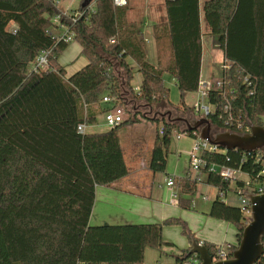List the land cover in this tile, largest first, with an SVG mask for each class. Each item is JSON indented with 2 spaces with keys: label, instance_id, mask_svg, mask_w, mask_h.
I'll use <instances>...</instances> for the list:
<instances>
[{
  "label": "trees",
  "instance_id": "1",
  "mask_svg": "<svg viewBox=\"0 0 264 264\" xmlns=\"http://www.w3.org/2000/svg\"><path fill=\"white\" fill-rule=\"evenodd\" d=\"M85 1L93 8L86 10ZM165 7L167 23L156 27V40H168L171 52L167 63L157 67L148 59L143 23L128 18L130 3L119 8L113 0H81L83 16L72 23L57 0H0V264H144L147 248L174 247L163 238L164 226L183 225L194 238L174 218L91 225L97 187L120 190L114 185L129 174L120 129L136 122L138 114L105 132L78 133L80 124L95 125L114 106L129 109L128 100L151 111L159 106L183 116L192 112L184 102L181 108L168 104L163 76L167 73L176 80L182 101L186 94L199 92L203 56L199 0H165ZM204 13L210 34L218 38L230 65L223 72V89L209 90L214 131L242 134L249 125L264 128V0H209ZM58 16L87 60L69 77L59 58L72 42L59 41L51 33ZM44 51L49 52L46 69L29 71ZM133 65L143 77L138 91L132 86ZM105 97L113 100L112 105L104 103ZM154 121H161L164 130L163 136L157 132L149 164L155 174L166 170L173 132L184 133L186 128ZM203 160L206 184L218 191L209 216L235 226L238 245L249 216L222 196L232 190V183L238 189L247 182L225 180L210 167L239 171L250 183L261 181L262 153L206 151ZM182 181L177 205L192 209L199 181ZM205 245L213 255L216 247ZM189 251L182 250L177 264L199 260L187 257ZM256 264H264V257Z\"/></svg>",
  "mask_w": 264,
  "mask_h": 264
},
{
  "label": "rangeland",
  "instance_id": "2",
  "mask_svg": "<svg viewBox=\"0 0 264 264\" xmlns=\"http://www.w3.org/2000/svg\"><path fill=\"white\" fill-rule=\"evenodd\" d=\"M58 6L63 10H67L69 13H76L79 12V6L81 0H57ZM130 3V2H129ZM93 8V6H92ZM129 20L134 21L136 20L139 22L140 17L137 14H133L130 16ZM208 26V25H207ZM12 26L10 27V29ZM209 27H207V33H205L204 38V46L206 50V58L204 60V64L202 67V79H201V88L207 90H219L220 88L217 86L218 83L223 82V69L222 66L225 62L224 59V51L219 46H215V43L218 42V38L216 36L211 35L208 32ZM60 28L56 27L51 30L52 35L56 37H60L61 33L58 32ZM149 44L146 43L148 49V59L150 62L155 65L159 66L157 61H154L155 54L151 52L153 48V38H149ZM81 56V55H80ZM79 56V57H80ZM169 56V52L166 51L161 59L162 63H160V67L167 63ZM82 59H85L83 56ZM229 65V64H228ZM136 68V66H135ZM29 71H32V68L29 67ZM71 75L72 73H68ZM67 75V74H66ZM142 74L136 68L134 70V80L132 82V86L134 89H138L142 83ZM163 82L165 87L169 89V97H168V104L172 105L175 108H181L182 102H184L185 106L194 112V108L196 104L200 101V93H189L186 94L184 100L182 101L180 92L176 86V80L170 76L169 74L165 73L163 76ZM206 84V87L204 86ZM207 106L210 107V112H214V107L208 105L207 100L204 102ZM129 109L125 108L124 120L129 121L134 117L133 113L137 115V121H131L128 124L123 125L120 129V140L121 146L123 148V153L127 164L130 166V158L133 156L136 159L135 164L144 163L145 165L150 164L151 160V151L154 146V142L157 137L158 130L162 127V122L152 121L155 120L156 113H164L166 112L164 109H160L159 106H154L152 111L149 110L146 106H140L135 111L132 109V104L127 105ZM137 107V106H135ZM174 109L170 107V111L173 112ZM183 112H173L174 117L182 116ZM190 113H186L184 117L188 119L194 118V115ZM199 117H204V113L196 114ZM146 117V118H145ZM148 118V119H147ZM162 120V119H161ZM98 122L103 126L96 127L95 125L88 127V132H105L108 131L110 128L104 124V116L101 115L98 118ZM183 125V124H181ZM179 126V129L184 128L183 126ZM180 138H177L176 133H174L171 137V143L169 146L168 157H167V166L165 172L155 173L154 178L150 181L152 183L153 188V196H164L166 199V203L171 206V196L172 190L166 186V181L168 177H176L179 182H183L182 180L186 178L188 170L190 169L189 166V154L192 151L194 145V138L187 135V134H179ZM145 172H151L148 169H141ZM206 177L203 172L199 175V182L197 187V192L193 196V202L195 203V208L193 209H184L177 205H174V209L176 211V215L173 217L174 219L180 220L182 224H185L187 227V231L190 230L188 226V221L185 216L191 215L199 212H208L210 213V208L212 202L215 200V194H218L217 189L212 186L206 185ZM237 178L245 180L247 185L245 187L246 192H253L257 185L253 182L250 183L248 181V177L242 174H237ZM235 184L232 183V190L227 193V196L223 198L225 202L231 206L238 207L240 205V196L236 194ZM181 193V190L178 191ZM209 197V201H204L203 197ZM172 207V206H171ZM205 207V208H204ZM204 208V209H203ZM181 214V215H180ZM165 231L164 235L166 236L167 242L173 243L178 248L183 249L188 244L190 240V236L188 232L185 233L183 225H170L164 226ZM173 249V248H172ZM171 248H165V253L160 252V250H155L149 248L147 255H146V263L149 264H176L177 257L182 254V250L176 249V252ZM174 256V257H173ZM160 262V263H159Z\"/></svg>",
  "mask_w": 264,
  "mask_h": 264
},
{
  "label": "crops",
  "instance_id": "3",
  "mask_svg": "<svg viewBox=\"0 0 264 264\" xmlns=\"http://www.w3.org/2000/svg\"><path fill=\"white\" fill-rule=\"evenodd\" d=\"M207 1L209 0H199L200 24L202 31V48H203L202 67L207 55L204 46L205 33H207V31L205 30H207L208 27L204 13V5ZM59 10L61 12H67V10H63L60 7ZM129 14L130 16L133 14L139 15L140 17L139 20L141 23H143L142 25L143 33L146 43L149 44L150 42L149 38H153L154 46L151 49V52L155 54L154 61H157L158 63L159 62L162 63L163 62L161 59L162 55L166 51L169 52V55L171 52L170 46L168 44V40L163 39L160 42L156 40V27H159L160 25L167 23L165 0H130ZM58 32L59 33L62 32L61 35H63L65 33V30L59 29ZM208 32L210 33V30H208ZM81 50L82 48L77 42H72L69 45L68 49L59 58V64L62 67H64V69L66 70V74H67L66 77L71 76L72 74H74L75 72H77L87 64V60L81 58L82 57ZM68 73H72V74L69 75ZM201 79H202V71H201L200 83H201ZM138 90L139 88L135 89V91ZM128 101L127 104L128 105L132 104L133 107L134 106L133 102L131 100L129 102ZM137 108L138 107L134 106L135 110ZM191 113L197 116L194 112ZM98 118L95 126L102 127L103 124L101 125L98 122ZM104 124H105V120H104ZM151 155H152V151H151ZM135 161L136 159H134V157L132 156L130 158V166H129L127 164V161L125 160L129 174L127 177H125L124 179H122L121 181L117 182L114 185L115 187H118L120 190L105 188V187H97L95 204L90 219L91 225H125V224L159 223L167 219H171L176 215V211L174 209L175 204L171 203L172 206L171 207L169 204L166 203V199L164 198V196L163 197L162 195L153 196V188H152V183L150 181L154 178L155 174L141 170L143 168L148 169L149 165L147 166L143 162L140 163V165L135 164ZM217 195L218 194H215L216 197ZM202 197L204 201H209V197L204 195H202ZM194 208H195V203L193 202V209ZM185 217L188 221L190 233L193 234L194 238L198 239L201 243L204 244L208 243L214 246L223 245V244H230L232 246L237 245V230L235 226H233L232 224L214 219L209 216L208 212L196 211V213L194 214L191 213V215ZM164 231H165V227L163 228V238L164 240H166ZM184 245L186 246L183 249L178 248L176 245H174V247H163L160 250V252L166 254L165 248H171V249L173 248L172 250H174L175 252L176 249L188 250L191 245L190 240L188 241V244H184ZM148 250L149 248H147L144 253V264H149L146 263V255Z\"/></svg>",
  "mask_w": 264,
  "mask_h": 264
},
{
  "label": "water",
  "instance_id": "4",
  "mask_svg": "<svg viewBox=\"0 0 264 264\" xmlns=\"http://www.w3.org/2000/svg\"><path fill=\"white\" fill-rule=\"evenodd\" d=\"M88 5L89 1H85L83 7ZM154 119L183 124L186 128L185 134L198 132L200 139L208 141L220 151L240 150L246 153L259 151L264 158V128L262 126L249 125L250 132L242 134L228 130L215 132L208 117L195 115L192 119L184 116L174 117L170 110L155 114ZM246 197L250 202L251 217L232 257L225 261L214 262L207 246L193 237L190 238L191 245L187 257L197 256L200 264H256L264 257V193L262 195L247 193Z\"/></svg>",
  "mask_w": 264,
  "mask_h": 264
},
{
  "label": "built area",
  "instance_id": "5",
  "mask_svg": "<svg viewBox=\"0 0 264 264\" xmlns=\"http://www.w3.org/2000/svg\"><path fill=\"white\" fill-rule=\"evenodd\" d=\"M113 3L116 7L122 8L128 5L129 0H113ZM57 5H58V2H57ZM92 6L93 4L88 5L86 10L92 9ZM63 16L69 17L72 23H75L77 19L83 16V12L82 11L81 12L79 11L76 13L63 12ZM53 23L58 25L57 27H59L60 29L65 30V33L61 35L60 37H56V39H58L59 41L65 40L66 43H71L73 41V35L72 33H70V30L67 26L60 23V16L55 17L53 19ZM111 42L113 43L114 41H111ZM215 46L219 47V43L216 42ZM48 55H49V52L44 51L38 56V58L36 59V61L33 63L31 67L33 72L39 73L40 71L46 69L48 65ZM229 67L230 65H228V63H224L222 66L223 72L227 70ZM204 86L206 87V85ZM217 86L220 88L219 90H222L224 87V82L218 83ZM201 87L202 86L200 83V90L198 92L200 93V101L196 104L194 108V113L200 114L203 112L205 115L204 117L209 118V114L211 113L210 107L204 103L205 100L208 99L209 90L203 89V88L201 89ZM103 101L105 104H109V105H112L113 103V100L110 97H105ZM226 110H228V107H226ZM124 114H125V108L123 106H114L104 116L105 125L109 127L110 129L121 125L122 123L125 122ZM87 129H88L87 125L85 123H82L78 126V133L83 135L86 133ZM249 132H250V127L248 126L244 133H249ZM159 133L161 136H163L164 130L161 128ZM174 133H176L178 139L180 138L179 134H185V133H180L179 131H175L173 132V134ZM192 135L195 140H194L192 151L189 154L190 169H189V173L186 176V178L191 181H194V180L199 181V175L202 173V169L206 166V163L203 160V154L206 151L215 152V151H220V150L217 147L211 145L208 141L200 139L198 132H193ZM210 172L220 174L225 180L236 179L237 174H242L239 171H235V170L225 168V167H219L216 165H212L210 167ZM262 174H264V171L262 172ZM253 183L257 185L253 192H246L245 191L246 186L244 188L236 189V194L240 196V205L238 207L241 209L242 212H244L246 215L249 216V219L251 217V208H250V202L248 198L246 197V194L251 193L254 195H262L264 193V179L261 181L257 179ZM166 186L172 190L171 203L176 204L180 196V193H178L177 190L178 191L181 190L178 179L176 177H171V176L168 177L166 181ZM226 196L227 194H224L222 198H225ZM215 247H216L215 251L212 255L214 262L225 261L232 257V254L234 252L232 245L223 244V245H218ZM192 264H200V263H199V260L195 259Z\"/></svg>",
  "mask_w": 264,
  "mask_h": 264
}]
</instances>
